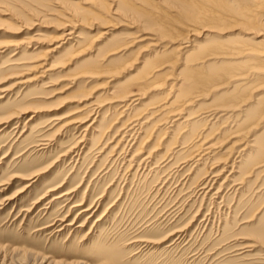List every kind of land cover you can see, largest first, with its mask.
Here are the masks:
<instances>
[{
    "label": "rangeland",
    "instance_id": "rangeland-1",
    "mask_svg": "<svg viewBox=\"0 0 264 264\" xmlns=\"http://www.w3.org/2000/svg\"><path fill=\"white\" fill-rule=\"evenodd\" d=\"M123 1L0 0V87L8 89L0 98V183L12 178L0 187V202L27 182L20 177L44 171L17 198L0 204V264H264V243L257 237L264 233V184L258 189L261 183L250 176L243 191L245 185L238 189L230 177L220 193L214 192L230 171V166L220 171L232 141L230 134L242 128L236 125L243 116H252L257 97H262L264 107V88L255 89L251 81L238 91L239 80L212 87L207 96L174 116L179 120L158 121L164 113L159 110L142 124V130L135 126L122 140L124 125L137 117L142 122L162 105L173 110L188 87L187 80H175L182 68L177 62L158 72L153 81L164 83L147 88L135 107L123 110L125 102L114 97L111 101V96L118 97L125 90L137 91L135 81L146 69L140 63L142 56L153 52L148 40L136 38L158 33V26L148 25V20L153 18L152 12L166 9L157 0H127L131 6L127 4L126 9ZM194 1L198 8L222 16L230 13L221 3ZM239 5L236 8L241 10L249 7L245 2ZM131 7L147 13L139 15ZM118 8L123 10L112 14ZM76 12L83 13L78 16ZM74 13L78 16L74 19L80 20L74 23L77 38L52 53L47 75L33 80L37 72L31 66L36 56L51 47V39L62 33V24ZM169 14L172 23L182 24L180 13ZM214 22L201 21L202 26L194 31L197 42L212 47L224 39L217 28L203 26L218 24ZM126 42L131 43L128 50L109 56L110 49ZM166 45L169 49L174 46ZM219 61L212 59L194 67L207 75L214 64H222ZM129 63L131 67L126 68ZM88 69L95 73L79 74ZM5 77L10 78L3 80ZM23 80L27 82L16 83ZM229 97L240 105L227 121L199 120L185 128L175 124L187 113L224 104ZM241 98L245 99L241 102ZM93 105H101L92 117L99 116L103 130L99 121L98 132L85 133L89 121L68 124L85 117ZM33 106L39 111L30 119L31 112L9 120L22 107ZM58 117L61 119L56 120ZM258 128L244 131L245 139L250 133L261 135L264 129ZM82 137L85 142L77 143ZM198 140L202 143L195 146ZM74 145L79 147L72 148ZM198 150L200 158L195 157ZM219 171L220 181L212 185V191L201 192L203 178ZM64 192L68 193L55 199Z\"/></svg>",
    "mask_w": 264,
    "mask_h": 264
},
{
    "label": "bare ground",
    "instance_id": "bare-ground-1",
    "mask_svg": "<svg viewBox=\"0 0 264 264\" xmlns=\"http://www.w3.org/2000/svg\"><path fill=\"white\" fill-rule=\"evenodd\" d=\"M125 1H127V0H124L123 1L124 3L121 2L122 3L121 5L123 6V8L127 9L128 5L131 6V4L125 3ZM140 1L144 2L145 0H140ZM157 1L163 3L165 5L164 7L166 9L163 8V10L157 11V13L152 12L153 18L152 19L149 18L148 22H150L151 24L149 23L148 25H152V24L155 25L156 24L158 26L159 32L156 34L153 32L152 33H143L136 38L138 41L148 40L149 43L147 44V46H149L151 48L150 51L153 52L152 53L153 55H151L149 57L146 54L142 56V58L143 57L144 58L140 63L142 64V67H145L146 69L143 72V76L140 79L135 81L134 86L137 88V91L133 92V91L125 90L123 93H121L120 96L115 97L117 95L116 94L114 96H111L110 99L112 97H114V99L117 98L116 101H118V102H121V103L125 102L123 110L128 109L129 108L128 106L137 105L138 103H140V100H141V98H142V96H143V94L147 88H149L151 86H156V85L159 86V85L164 83V81H161V82L159 81V83L157 81H153V79H155V77L157 76L158 72L161 69H164L166 66H169V65L174 66L175 64H177V62H180L178 67L180 66L182 68H180V70L177 71L178 74L177 73L176 74L178 77L175 80H178V81L179 80H187L188 87L186 88V91L183 93L184 95L183 94H182L183 96L181 95L182 99L179 101V105L174 109L172 108L173 110H169L167 105H162V106L158 107L157 109H154V111H152L149 114V117L144 119L142 122H140L141 118L138 119V117L129 121L128 124H126L122 127V132H121L122 135L120 133L121 139L127 138L124 136L127 135V132H129L130 130L135 128V126H137L139 130H142V128H143L142 124L147 123L149 121V118H152L155 113L159 114V113H157V112H159V110H162L161 112H164V113H163V115H162V113H160L162 119L157 118V119H159L158 121L165 120L166 122H174L175 120H179L177 117H176L177 119H175L174 116L179 115L181 113V111L183 110V108H186L187 106H190L192 103L197 102L202 97L207 96L209 91L211 92L212 87L220 88V86H222V85H226L227 83L239 80L241 82L239 84L237 83L238 84V85H236L237 87L235 86L236 87L235 89H237L238 91H243L245 86L247 87L251 81L255 83V89L264 88V0H209L212 3L217 2V3H221V5H225L226 7L228 6L229 7L228 10L230 11V13H227L226 16H222L221 14L214 12L213 10L209 11L208 9H205V8H198L197 7L198 4L195 3L194 0H189V1L188 0H157ZM235 2L237 4L236 6H240L239 3L243 5V2H245V3L249 4L248 5L249 7H248V9L244 8L241 10L240 8H236ZM146 3H148V2H146ZM75 4H77V3H75ZM118 4H119V2H118ZM172 7H175L176 10L171 11ZM119 8L114 9L112 14L116 15V14L120 13L121 10H123V8L121 10ZM81 9L82 8L80 7V10ZM130 9H132L133 11H135V13H137L139 15H141V14L143 15V14L147 13L146 11L139 12L136 10L135 7H131ZM147 11H148V9H147ZM170 12H174L177 14L180 13V15H182L181 17H183L184 20H189V21L187 22V21L183 20V22H182L183 25L182 24L176 25L175 23L171 22V20H173V19L171 18V14H169ZM76 13H74V16H73V14H71L70 19H65V22L62 24L63 26L61 27L62 33L60 35H58L56 38L53 37L54 39H51V40H53L52 44L49 43V44H51V47L47 48L41 54L37 55L35 61L32 60V61H34V64L31 66V70H36V72H37V75H35V73H34L35 76L32 77L33 80L35 78H38V77H45L47 75V71H48L47 66L49 64V61H51L50 59L52 57V53L63 48L65 44H71V43H69V41L74 40L75 39L74 37L77 36L75 34L76 31L74 29V23L77 22L79 19L76 20L74 18L82 15L81 13H83V12L77 13L78 16ZM126 13H129V12L126 10ZM90 14H91V12H90ZM129 15H132V14H129ZM133 15H135V14H133ZM92 16H94V15H92ZM95 16H98V15H95ZM172 16H174L173 13H172ZM145 17H147V16H145ZM146 19H148V18H146ZM202 20L203 21L204 20H213V21H216L218 23L217 24L214 22L217 25H205V24L203 25V26H210V27L212 26V28H214V27L217 28L218 33H220V35L222 37H224V39H221L218 41V45L216 44L217 46L208 47L207 45H205V43L197 42L198 36L196 33H194V31H196V29H198L199 25L202 26V24H200ZM174 21H176V19ZM148 22L145 21L146 24ZM182 28L186 31H182L181 30ZM235 30L238 32L236 33ZM205 32H207V31H205ZM233 32L235 33V36L231 35ZM103 33H106V32H103ZM30 38H33V40L38 41L37 39H35L36 37L35 38L30 37ZM37 38L39 39V37H37ZM129 42H131V41H129ZM129 42L118 44V45L114 46L112 49H110L108 51L109 56H116L120 53V51L123 52L122 50H125V49L128 50L127 48L131 45V43H129ZM166 42L173 44L174 45L173 48L169 49L170 46L167 47ZM4 46H6V45H4ZM3 50L4 49H2V51ZM169 55H170V57H169ZM221 58H224V60ZM53 59H55V58L53 57ZM212 59L221 60L218 63H222V64H214L213 63L215 66H212L213 70L211 71V73H209L207 75L200 73V69L198 70L197 68L194 67V65H196V64H204L205 65V63H207L209 60L212 61ZM232 59H234V60H232ZM11 63H14V62H11ZM51 63H52V61H51ZM131 63L126 65V68L128 66L131 67V65H132ZM94 71L95 70L88 69V70H84V71L80 72L79 74H81V73L93 74V73H95ZM80 76L81 75H79L78 77H80ZM10 77H5V79H3L4 78L3 77L2 79L6 80L7 78H10ZM32 79H27V80H32ZM27 80L17 81L16 83L27 82ZM167 86H169V83ZM171 87H172V84L170 85L168 90H170ZM7 90L8 89H5V88L3 89L0 87V93H1L0 98L3 97L4 92ZM83 96H82V98H83ZM177 97H180V95ZM233 97H235V95ZM233 97L232 98L229 97L228 100H225L227 102H225L224 104L214 105V107H202L198 111H192V113H187V115L183 118V120L181 122H177L175 124L177 125V127L181 125L180 128H185V126H188L191 123L193 124L194 122L199 121V120H202L204 122L205 121L210 122L212 120H215V122H216L218 119H219V121H220V119L222 121V120L230 117L231 115L235 116V112L237 111V108L239 107L240 103H238L236 100L235 101L237 103L235 101H233ZM261 98L262 97L260 96V97H257V99H255V105H256L255 107L256 108L252 111V116H243V119H241V121H239L238 124L236 125V126L241 125L240 127H242V128L236 129L232 134H230L231 135L230 138H232L231 139L232 141H231L230 145L225 149L228 152L226 155V158L224 157V160H225L224 165L225 166H222V169L220 170L221 172H223V170L227 166H230L229 167L230 171L227 170V172L229 171L228 175L226 174V176H224V178L222 177L223 181H221V183L219 182L220 184H219L218 188L216 189V191L214 190L215 193H220V188L223 186V184L226 182V180L231 179L230 177H232L231 180L236 182L234 184L235 186L239 185L238 189L243 188V186L245 185L244 186L245 188L243 189V191L246 190V188H248V186H247L248 181H246V178H248L250 176L253 177L254 181L261 183L260 186H258V189L261 188V186L264 184V131H262L261 135H254V133H250L247 140L245 139V136L243 135V133H245L248 130H256V128H258L259 124L262 126L259 128L264 129V107L262 106L263 101L260 100ZM244 99L245 98H241L239 101L242 102ZM82 100H84V99H82ZM111 101H112V99H111ZM113 102H115V101H113ZM93 106H92L93 109L91 108L92 110L85 117L80 116L81 118H75L72 121H69L68 124L72 125V123H75L78 125H82V124L89 121V123L86 125V127L84 129L85 133L87 130L97 131L96 127H98V124L96 122H98V121H99V127L102 128V125H101L102 121L97 120V117H99V116L97 115L96 117H92L94 114L98 113L97 107H99L101 105H97V106L95 105L94 107ZM133 107H135V106H133ZM108 108H110V107H108ZM167 109H168V111H167ZM38 111H39V109H37L35 106H33L32 109L22 107L18 112L12 113L13 115H11L9 120L13 119V118L18 119L22 115L28 114L31 112V114L29 116V119H30ZM102 111H104V110H102ZM189 112H191V111H189ZM81 114H82V112H81ZM101 114H99V115L101 116ZM59 118L60 117L56 118V120L61 119V118L60 119ZM193 118H197V119H195L194 121L191 122V120H193ZM226 121H227V119H226ZM215 122H212V123H215ZM114 123H115V121H114ZM68 124H67V126H69ZM175 124L173 126H176ZM169 126H170V124H169ZM101 128L98 129L99 132H101L103 130V128H102V130H101ZM169 128H171V127H169ZM139 130H138V132H139ZM97 132H96V134H98ZM85 133L83 132V134H85ZM93 135H94V133H93ZM98 135H96V136H98ZM82 136H84V135H82ZM134 139H136V138H134ZM85 140L86 139H83V137H82V138H80L79 141H76V142L83 144L85 142ZM203 140H205V139H203ZM200 141L195 146H200ZM118 143H119V141L117 140V144ZM201 143H202V141H201ZM130 145H131V143H130ZM78 147L79 146L74 145L72 148H78ZM212 147H214V146H212ZM203 150H204V148H203ZM140 152H141V149H140ZM204 152L202 154H204ZM195 154H196V152H195ZM138 155L140 156V154H138ZM193 155H194V153H193ZM235 155H236V157L234 158ZM197 156L200 158V156H201L200 151H199V153H197L195 155V157H197ZM199 158L196 159V161L200 160ZM144 159H145V157H144ZM228 159H230V160H228ZM137 160H139V159H137ZM222 162H223V160H222ZM190 168H191V165H190ZM40 169H38V170H40ZM216 170H218V169H216ZM220 171L217 174H212L211 176H209L210 178L209 177L203 178L202 185H201L202 186L201 189L203 191L201 190V192L208 193L212 189V185L215 184V182H218V180L220 179ZM43 172H44L43 170L42 171L40 170L38 172H35V173L28 175L27 177H20L22 179L24 178V180H26L27 182L24 185L22 184L23 186L20 189L16 190L10 196L3 199V201L0 202V204H3L6 200H11V199L15 198L18 194L25 191L28 187H30L32 185V183L37 179V177L40 174H42ZM234 174H235V178H234ZM15 177H16V175H15ZM10 179H12V178H10ZM9 180L8 181L5 180L6 182L3 180L4 182L0 183V187L2 185L5 186L6 184H8L7 182H9ZM232 183H234V182H232ZM229 184H231V183H229ZM227 187H228V185H227ZM224 188H225V186H224ZM51 189H53V187ZM238 189H236V190H238ZM47 192H46V194H47ZM239 192H241V191L239 190ZM67 193L68 192L61 193L60 195H57V197H55V199H58ZM42 195H44V194L42 193ZM209 195H208V197H210ZM44 196H46V195H44ZM41 197H43V196H41ZM53 198H54V195H53ZM219 198H220V196H219ZM37 202L38 201H36V203ZM222 204H223V206L225 205L224 203H222ZM86 210L87 209H85L83 211L85 212ZM79 226H81V225H79ZM89 234H90V232H89ZM256 236H257V234H256ZM257 237H258V240L260 242L264 243V233H261L260 235L258 234ZM249 246H251V245H248V247Z\"/></svg>",
    "mask_w": 264,
    "mask_h": 264
}]
</instances>
